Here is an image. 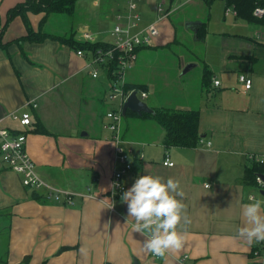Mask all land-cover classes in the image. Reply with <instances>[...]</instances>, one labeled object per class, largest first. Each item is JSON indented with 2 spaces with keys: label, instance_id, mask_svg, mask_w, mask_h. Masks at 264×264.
Here are the masks:
<instances>
[{
  "label": "crops",
  "instance_id": "1",
  "mask_svg": "<svg viewBox=\"0 0 264 264\" xmlns=\"http://www.w3.org/2000/svg\"><path fill=\"white\" fill-rule=\"evenodd\" d=\"M25 1L0 0V29L7 11ZM89 1L100 11L88 12ZM183 1L158 22L159 36L140 50L127 75L135 74L144 62L149 69L152 64L147 58L162 48L179 63L176 73L192 64L182 76L196 71V82L181 86L177 78L169 86L170 76L163 67L158 68L160 77L138 82L133 75L128 80V75L126 80L144 84L148 97L158 90L172 91L167 99L145 102L151 109L198 111L201 140L193 148H164V130L140 116H127L137 120L130 122L123 117L115 140L104 127L105 114L113 107L106 100L108 80L103 72L92 78L88 57H78L76 49L53 39L14 43L27 31L21 17L10 22L0 40L7 45L0 49V128L22 130L10 116L29 113L31 126L24 129L26 151L38 175L47 184L77 195L72 198L73 206L33 198V192L22 186L21 177L0 157V264H179L183 254L189 255L188 264H250L259 244L249 243L237 232L246 226L242 205L251 202L250 196L260 201L263 197L260 191L244 187L243 178L250 167L249 156L264 157V36L254 40L256 26L237 17L207 32L208 18L204 39L199 40L197 33L206 14L203 0ZM155 2H139L140 28L162 17L155 11ZM168 3L166 0L165 10ZM79 6L87 15L78 21L76 39L84 41L82 32L86 31L94 40L106 42L116 15L126 7L125 0H82ZM107 15L112 16L110 27L103 23ZM155 16L159 18L155 20ZM42 17L27 14L33 31ZM91 17H95L93 23ZM53 18L45 23V32L62 35L69 31L65 23L57 31H49ZM186 22L194 24L191 31L185 28ZM174 25L179 28L177 33ZM176 38L179 51L168 52ZM193 52L210 71L208 82H204L202 64L194 60ZM239 75L252 80L250 90H244ZM214 80L219 81L218 87ZM41 128L47 133L42 134ZM118 149H131L134 155V170L124 178L126 191L135 176L179 181L183 196L176 198L185 205L188 222L182 219L177 227L185 236L178 252L170 251L162 258L152 255L142 246L147 234L133 233L131 218L125 224L127 205L121 203L122 195L111 196ZM166 161L172 166L166 167ZM205 184L209 187L204 188ZM106 199L113 208L108 209Z\"/></svg>",
  "mask_w": 264,
  "mask_h": 264
},
{
  "label": "built area",
  "instance_id": "2",
  "mask_svg": "<svg viewBox=\"0 0 264 264\" xmlns=\"http://www.w3.org/2000/svg\"><path fill=\"white\" fill-rule=\"evenodd\" d=\"M140 1L125 0V11L116 15V22L109 32L110 41H107L109 44L107 49L87 50L86 52L78 50L75 53L78 57L88 56L89 74L94 79L98 77L100 72H103L105 75L104 69H109V64L114 62L115 68L111 71L112 79L108 80L106 78L108 80L106 100L113 108L105 114L106 123L104 127L113 134L115 140L119 139V131L123 121L121 110L127 98L133 92H136L137 97L143 102L148 97V92L126 91L124 88L126 74L136 65L137 50L150 46L153 40L159 36L158 22L174 13L184 3L183 0H169L167 10H165L164 5L166 4V0H156L154 5L155 11L158 14L162 13V17L156 23H151L144 28H140L141 17L137 13V6H139ZM187 1L189 0H185V2ZM229 15H232L234 18L237 17V12L231 6L226 7L224 10V16ZM252 15L256 19H262L264 17V9L258 7L254 9ZM263 36L264 25L256 26L252 38L254 40H261ZM82 37L84 41H96L86 31L82 32ZM238 81L243 85L244 90H250L252 86L250 78H247L245 75H239ZM219 84V81H213L215 87H218ZM10 118L14 122H17L23 128L22 130L31 126V116L27 112L12 114ZM26 140V132L11 133L7 129L0 128V157L2 162L21 177L22 186L31 192H43V194L45 193L43 197L47 201H62L63 204L73 206L72 198L77 194L57 189L47 184L38 175L36 165L26 151ZM133 159L134 155L131 149L123 151L118 149L114 158V162L118 165V168L113 172L111 177V196L120 197L126 191L127 186L124 183V178L134 170ZM249 161L264 166V157L251 155L249 156ZM164 165L171 167L172 163L166 161ZM137 178L135 176L133 181ZM257 183L259 185L258 191H264V181L257 177ZM112 185H116V187L113 188ZM203 186L204 188L209 187L208 184ZM113 192L115 195H113ZM262 202H264V196L262 197ZM262 210L264 212V203H262ZM257 244L259 246L252 252L250 264H264V241H257ZM189 259L188 254H183L179 257V264H188Z\"/></svg>",
  "mask_w": 264,
  "mask_h": 264
},
{
  "label": "trees",
  "instance_id": "3",
  "mask_svg": "<svg viewBox=\"0 0 264 264\" xmlns=\"http://www.w3.org/2000/svg\"><path fill=\"white\" fill-rule=\"evenodd\" d=\"M79 1L82 0H26L24 3L18 4L13 8L9 9L6 13V19L4 24L0 29V40L2 34L5 32L10 22L15 17H21L25 27H26V35L14 41L16 44H20L21 42L30 41V42H42L45 39H53L58 41L61 44L67 45L72 49L81 50L86 52L87 50L96 51L97 49H107L109 47L108 42L103 40H96L94 42L89 41H81L76 39V33L78 29V22L75 26L76 20V6ZM216 0H203L205 5L206 14L204 20L200 23V29L197 33V37L199 40L204 39L205 36V28L208 22L209 14L208 10L211 4ZM225 5L231 6L237 12V18L241 19L248 24L255 26L264 25V17L262 19H256L253 17L254 9L260 7L264 9V0H223ZM43 14L42 19L40 20L38 29L33 31L30 28V24L27 18V14ZM66 17L73 19L69 20V31L65 32L62 35H56L52 33L45 32L43 27L48 19L51 17ZM73 22V24H71ZM179 28L177 25H174V32L177 33ZM7 45H4L0 41V49L4 50ZM180 46V42L176 39L168 46L166 49L168 52L179 51L178 47ZM148 47V46H147ZM147 47H142L137 50V55L141 49H145ZM175 53V52H174ZM88 57V56H87ZM192 57L194 60L200 64H202V75L204 82H208L211 78V73L204 65V63L200 60V58L192 53ZM138 58V57H137ZM137 62V61H136ZM115 68L114 62L109 64V69L105 68L104 73L108 80L112 79L111 71ZM127 75V74H126ZM125 90H135L137 92L147 90V87L144 84H132L128 83L125 76L124 83ZM154 113L143 114L140 118L149 119L154 121L158 126H160L164 130L163 137V145L164 148L169 149L173 147L180 148H193L198 145L201 140V135L198 133V111L195 110H177L175 108H152ZM127 116L138 117L136 114L127 112ZM139 118V117H138ZM6 129V128H3ZM11 133H25V130L21 129H7ZM42 134H46L47 131L44 128L40 129ZM258 175H264V166L257 165L254 162H250V167L247 169L245 177L243 178V185L249 189L259 190V185L257 183ZM33 198H41L46 200L40 193L33 192L31 194ZM47 201V200H46Z\"/></svg>",
  "mask_w": 264,
  "mask_h": 264
},
{
  "label": "clouds",
  "instance_id": "4",
  "mask_svg": "<svg viewBox=\"0 0 264 264\" xmlns=\"http://www.w3.org/2000/svg\"><path fill=\"white\" fill-rule=\"evenodd\" d=\"M179 187V181L171 177L165 182L160 177L142 175L120 198L121 203L127 205L125 224L131 218L134 221L131 224L132 232L147 234L143 249L156 257L162 258L170 251L178 252L184 243L185 236L177 231V227L182 219L185 223L188 220L184 215L185 205L176 198L183 196V192L178 191ZM248 199L251 202L242 205L246 226L238 229L237 235L249 243L264 241V202L254 196ZM108 202V209L113 208L114 204L110 200Z\"/></svg>",
  "mask_w": 264,
  "mask_h": 264
},
{
  "label": "rangeland",
  "instance_id": "5",
  "mask_svg": "<svg viewBox=\"0 0 264 264\" xmlns=\"http://www.w3.org/2000/svg\"><path fill=\"white\" fill-rule=\"evenodd\" d=\"M200 5V3H199ZM224 3L220 0H216L213 2V4L211 5V9H210V12H209V22H208V27H207V32H212L214 30H218L220 28H222V26L224 25L225 22H233L234 19H233V16L232 15H229L227 17H224ZM79 2L76 6V13H77V16H76V20H75V26H73L75 29H76V25H77V22L80 20H84V16L87 15V12L85 9L83 8H79ZM87 11L94 14L99 12L100 9L96 6H94L93 4H90V1L88 2V6H87ZM202 14H204V10H202L201 12ZM95 16V15H94ZM105 20L103 21L104 24L108 25L109 27L112 26L111 23H112V16L111 15H107V16H104ZM159 18L157 16H155V20ZM64 19H65V22H64ZM66 19H70V21H72L73 19L71 18H66V17H54L53 20H52V24L53 26H50L48 28L49 31H52V32H55L58 30V28H60L61 26L64 25V23L66 25H69V20H66ZM95 21V17H91V23H93ZM56 24V25H55ZM71 24H73V22H71ZM193 23L191 22H186L185 23V28L188 30V31H191V28L193 27ZM243 25V24H241ZM244 27H246L247 29H251L249 26H245L243 25ZM67 29H69V27H67ZM174 50V49H173ZM149 60V63H151V67L148 69L147 67V64L144 62V63H141V68H138L137 70H135V74L130 72V75H129V79H128V75L126 77V79L130 80L133 79L132 78V75L134 78H136L138 80V82H145L148 77L150 78V76H155V77H160V74H159V70L158 68H161L163 67L164 69H166L165 71L167 73H169V76H170V82H169V86H173L175 85V82L177 78H179L178 80V83L183 86L185 84H194L196 82V71H192V76H185L183 77L182 76V73L184 70H177V73H176V70L175 68L178 67L177 65L179 64L178 62L175 61V59L173 57H171V55H169L165 50H163L162 48H157L155 51L151 52L150 54V57L147 58ZM185 69V68H184ZM165 75V74H164ZM178 75V76H177ZM189 75V74H188ZM182 77V78H180ZM147 78V79H146ZM101 79H103L105 82H104V85L106 84V87H107V82H106V79L104 76H101ZM150 84V83H149ZM152 86V85H151ZM107 91V90H106ZM168 93V92H167ZM167 93L165 92H162L160 90L158 91H155L154 93H152L148 99L145 100L146 103H150V102H154V100H164V99H167L169 97H167ZM168 94H172V91H169ZM136 118V117H135ZM135 118H132V117H126V120H128L129 122L130 121H137L135 120Z\"/></svg>",
  "mask_w": 264,
  "mask_h": 264
},
{
  "label": "water",
  "instance_id": "6",
  "mask_svg": "<svg viewBox=\"0 0 264 264\" xmlns=\"http://www.w3.org/2000/svg\"><path fill=\"white\" fill-rule=\"evenodd\" d=\"M193 65H187L183 73L187 72ZM127 112L142 116L143 114L152 115L154 111L143 101L137 97V93L133 92L122 106L121 114L126 117ZM258 177L264 181V175H258ZM260 194L264 196V191H260Z\"/></svg>",
  "mask_w": 264,
  "mask_h": 264
}]
</instances>
